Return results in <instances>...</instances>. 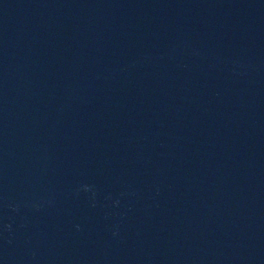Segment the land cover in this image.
Returning <instances> with one entry per match:
<instances>
[{
  "label": "water",
  "instance_id": "obj_1",
  "mask_svg": "<svg viewBox=\"0 0 264 264\" xmlns=\"http://www.w3.org/2000/svg\"><path fill=\"white\" fill-rule=\"evenodd\" d=\"M0 264H264V0H0Z\"/></svg>",
  "mask_w": 264,
  "mask_h": 264
}]
</instances>
